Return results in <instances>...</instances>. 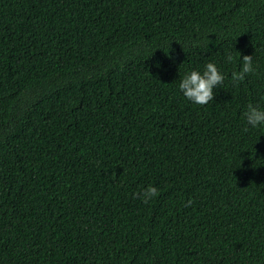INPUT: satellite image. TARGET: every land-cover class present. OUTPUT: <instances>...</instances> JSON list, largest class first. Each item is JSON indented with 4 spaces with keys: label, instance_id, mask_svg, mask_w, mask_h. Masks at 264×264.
<instances>
[{
    "label": "trees",
    "instance_id": "1",
    "mask_svg": "<svg viewBox=\"0 0 264 264\" xmlns=\"http://www.w3.org/2000/svg\"><path fill=\"white\" fill-rule=\"evenodd\" d=\"M208 62L225 80L193 104ZM249 105L264 0H0V264H264Z\"/></svg>",
    "mask_w": 264,
    "mask_h": 264
},
{
    "label": "clouds",
    "instance_id": "2",
    "mask_svg": "<svg viewBox=\"0 0 264 264\" xmlns=\"http://www.w3.org/2000/svg\"><path fill=\"white\" fill-rule=\"evenodd\" d=\"M239 71L232 73L234 81L242 80L246 74L255 71L252 55H243ZM233 57L228 55L226 61L231 62ZM225 80V75L219 70L214 62L205 64L203 71L191 70L184 74L178 84V88L183 97L193 104L206 105L213 101L214 90L217 89ZM244 120L251 128L264 126V108L249 105L244 113ZM157 189L148 186L141 193L140 197L147 201L156 195Z\"/></svg>",
    "mask_w": 264,
    "mask_h": 264
}]
</instances>
